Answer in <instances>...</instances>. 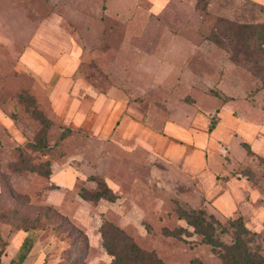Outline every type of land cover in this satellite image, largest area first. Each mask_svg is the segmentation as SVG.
I'll return each instance as SVG.
<instances>
[{
  "label": "rangeland",
  "instance_id": "1",
  "mask_svg": "<svg viewBox=\"0 0 264 264\" xmlns=\"http://www.w3.org/2000/svg\"><path fill=\"white\" fill-rule=\"evenodd\" d=\"M157 1L0 0V263L45 207L87 236L80 264L110 263L103 222L164 264H220L180 210L223 243L241 217L264 255V0ZM97 181L114 202L81 198ZM38 229L23 264H67Z\"/></svg>",
  "mask_w": 264,
  "mask_h": 264
},
{
  "label": "trees",
  "instance_id": "2",
  "mask_svg": "<svg viewBox=\"0 0 264 264\" xmlns=\"http://www.w3.org/2000/svg\"><path fill=\"white\" fill-rule=\"evenodd\" d=\"M263 28L261 26V29ZM261 38L264 41V36ZM40 123L42 125L40 130L41 140L35 144H38L39 148L43 151L47 148L45 138L49 122L41 118ZM243 145L247 149V153L253 155L248 145L245 143ZM31 166L34 168V165ZM38 166L43 176L48 177L51 174L47 164H40ZM91 180L96 181V179ZM96 183L98 189L93 193H87L83 190L80 194L81 198L95 202L102 199L114 202L116 196L106 184L102 181H97ZM7 212L6 209L0 211V217L4 218ZM179 216L186 222L187 226L193 229L195 234L201 236L202 243L211 246L212 251L220 260V264H264V255L261 254L260 246L256 243L258 235L245 227L241 217L229 219L228 228H221V233H228L231 230L232 235L229 243H223L216 235L217 226H220V223L215 220L212 221L211 215L206 217L204 210L197 212L180 210ZM22 221L23 225L17 226L16 229L25 232L27 235L21 242L19 250L10 259L8 264H23L32 248V241L36 237L33 232L38 229V226L40 227L38 230L44 231L49 223L52 225V230L60 234L67 243L65 255L67 264H80L84 261L89 249L87 236L80 228L60 215L52 207H45L42 213L35 217L34 220L23 219ZM99 233L101 246L111 258L109 264H164L153 252L141 249L122 230L108 222H103ZM174 236L178 235L175 234ZM190 264L201 263L193 260Z\"/></svg>",
  "mask_w": 264,
  "mask_h": 264
},
{
  "label": "crops",
  "instance_id": "3",
  "mask_svg": "<svg viewBox=\"0 0 264 264\" xmlns=\"http://www.w3.org/2000/svg\"><path fill=\"white\" fill-rule=\"evenodd\" d=\"M151 1H153V2H155V3H161V2H158L157 0H151ZM155 5V4H154ZM199 160V159H198ZM199 162V161H198Z\"/></svg>",
  "mask_w": 264,
  "mask_h": 264
}]
</instances>
